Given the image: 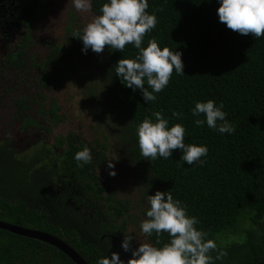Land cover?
Wrapping results in <instances>:
<instances>
[{"label":"trees","instance_id":"obj_1","mask_svg":"<svg viewBox=\"0 0 264 264\" xmlns=\"http://www.w3.org/2000/svg\"><path fill=\"white\" fill-rule=\"evenodd\" d=\"M105 2L92 0V12L99 15ZM218 7L219 0H149L147 11H156L158 24L145 35L143 46L155 38L161 47L182 52L185 75L173 72L157 100L146 103L141 90L126 87L115 74L119 59L134 58L138 50L131 44L123 52L108 47L106 83L98 103L111 100L109 118L125 146L124 156L151 188L141 195L169 190L186 204L189 215L199 220L197 227L217 245L210 252L213 264H264V37L229 29L219 21ZM77 43L83 47L80 38ZM209 99L223 103L236 128L233 134L194 124L191 109ZM100 110V115H109L104 107ZM156 111L170 126H185L186 144L208 146L202 166L184 163L179 149L168 159L150 161L141 155L137 126L145 117L154 120ZM105 141L88 147L92 162L83 167L74 156L87 146L76 134L68 137V150L59 161L46 151L21 159L7 145L0 147V220L56 236L88 264L113 252L127 262L139 247L147 209L136 213L133 200L120 197L101 175L109 161ZM128 235L131 246L124 251L121 242ZM155 239L154 234L146 242ZM168 240L163 233L162 243ZM220 253L225 255L216 259ZM0 264L76 263L50 243L0 229Z\"/></svg>","mask_w":264,"mask_h":264},{"label":"clouds","instance_id":"obj_2","mask_svg":"<svg viewBox=\"0 0 264 264\" xmlns=\"http://www.w3.org/2000/svg\"><path fill=\"white\" fill-rule=\"evenodd\" d=\"M77 11H89L92 0H72ZM149 0H106L100 8V14L87 23L82 33L75 36L83 42L82 52L89 49L99 54L107 45L112 50L124 51L126 45H133L138 50L134 58H121L115 65V74L121 82L133 91L139 89L146 103L155 102L158 93L169 84L175 72L185 75L182 52L161 47L152 38L143 46L144 37L158 24L156 11L149 13ZM219 21L238 32L240 35L251 34L255 39L264 37V0H219L217 9ZM147 85V86H146ZM224 105L212 99L198 101L191 109L194 124L206 126L220 134H233L234 123L227 119ZM138 124L136 135L141 155L147 160L168 159L173 150L179 149L182 161L188 165H203L209 152L204 144H186V128L181 123L170 126V121L161 111ZM174 117L183 118L180 112H173ZM203 116V118H200ZM74 159L79 167L92 162V153L84 147L75 153ZM108 174L115 177V163H107ZM149 208L147 219L140 224L141 232L146 237L155 234V242H143L132 250L131 258L125 262L117 252L98 259L97 264H213L212 250L217 248L208 233L198 228L199 220L189 215L188 207L173 193L157 190L148 195ZM167 233L169 240L162 243L161 236ZM132 236H125L121 242L124 251L131 246ZM224 253L217 255L220 259Z\"/></svg>","mask_w":264,"mask_h":264},{"label":"flooded vegetation","instance_id":"obj_3","mask_svg":"<svg viewBox=\"0 0 264 264\" xmlns=\"http://www.w3.org/2000/svg\"><path fill=\"white\" fill-rule=\"evenodd\" d=\"M61 7L62 0H0V147L7 145L21 159L46 151L54 160H63L68 137L75 134L87 147L93 146L77 132L56 134L69 117L48 90L75 68L73 60L80 47L79 37L75 36L80 29L73 27L74 20L63 36L66 43H62L58 32L61 18L56 16ZM67 35L75 40V49L65 38ZM38 41H44L45 53L40 47L36 49ZM99 95L97 86L87 87L84 94L97 115L101 109ZM17 130L33 139L28 141L24 153L14 142ZM100 173L107 181L105 170Z\"/></svg>","mask_w":264,"mask_h":264},{"label":"rangeland","instance_id":"obj_4","mask_svg":"<svg viewBox=\"0 0 264 264\" xmlns=\"http://www.w3.org/2000/svg\"><path fill=\"white\" fill-rule=\"evenodd\" d=\"M56 16L61 18L58 32L62 35V43H66V40L63 42V36L66 35V30L71 20H74L73 27L79 28L82 32L85 25L91 22L97 15L91 9L86 12L77 11L72 4V0H62V7L56 12ZM65 38L68 39L72 47H74L73 49H75L76 43L73 37L67 35ZM44 44V41H38L36 49L40 47L43 53H45L46 47ZM107 48L108 46L106 45L104 51L99 54L89 49L85 54L81 50L82 47H79L78 54L73 60L75 68L72 69V72L66 78L60 80L59 85L49 87L48 95L56 97L60 101L65 113L69 117V120L57 130L56 134L63 135L70 131L77 132V134L82 135L88 144L93 145L96 144L97 140H106L105 142L109 146V160H113L115 163V171L117 173L115 177L110 176L106 164V175L112 182L115 192L120 197L126 196L131 198L136 206L134 211L142 215L143 210H148L149 204L147 196L141 195V190H151V188L147 189V186L142 184L143 177L141 172L138 169H134L129 159L124 156L125 146L117 140L114 121L109 118L112 109L111 100H106L102 104L106 113L109 114H104V116L95 114L94 106H89L85 101V90L89 86H97L100 94L103 93L106 82L105 77L107 75L105 68L106 60L109 58V55L106 53ZM13 100L14 98H11L9 101L12 102ZM102 105L98 104V107L102 109ZM3 106L5 108L8 107L6 103ZM21 131H15L13 137L15 138L14 142L16 146L19 147L20 153H24L28 141L33 139L32 137H27L28 134ZM140 235L141 237L143 236L142 233Z\"/></svg>","mask_w":264,"mask_h":264},{"label":"water","instance_id":"obj_5","mask_svg":"<svg viewBox=\"0 0 264 264\" xmlns=\"http://www.w3.org/2000/svg\"><path fill=\"white\" fill-rule=\"evenodd\" d=\"M0 229L8 230L12 233L29 237V238H35L38 240H42L44 242L50 243L56 247H58L60 250H62L64 253H66L76 264H88L85 259L69 244H67L62 239L53 236L50 233L39 231L36 229H29L22 226H18L9 222L1 221L0 220ZM146 242V237L143 235L140 239L138 244Z\"/></svg>","mask_w":264,"mask_h":264}]
</instances>
